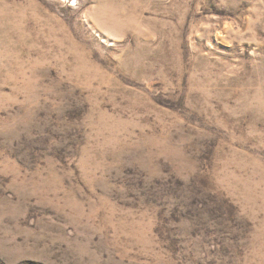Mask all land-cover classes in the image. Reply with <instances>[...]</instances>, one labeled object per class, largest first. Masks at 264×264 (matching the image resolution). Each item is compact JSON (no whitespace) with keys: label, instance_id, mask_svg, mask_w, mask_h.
Returning <instances> with one entry per match:
<instances>
[{"label":"rangeland","instance_id":"1","mask_svg":"<svg viewBox=\"0 0 264 264\" xmlns=\"http://www.w3.org/2000/svg\"><path fill=\"white\" fill-rule=\"evenodd\" d=\"M0 264H264V0H0Z\"/></svg>","mask_w":264,"mask_h":264}]
</instances>
